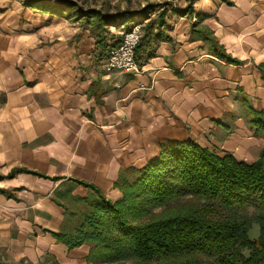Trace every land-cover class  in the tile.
<instances>
[{"label":"crops","instance_id":"1","mask_svg":"<svg viewBox=\"0 0 264 264\" xmlns=\"http://www.w3.org/2000/svg\"><path fill=\"white\" fill-rule=\"evenodd\" d=\"M144 2L168 12L139 51V74L106 69L126 26L99 38L88 24L55 26L54 15L18 33L0 23L4 263L90 264L92 245L70 250L56 238L66 220L61 198L93 186L120 200L121 173L144 168L170 143L258 159L264 139L249 121L264 109V0H194L192 12L191 0Z\"/></svg>","mask_w":264,"mask_h":264},{"label":"trees","instance_id":"2","mask_svg":"<svg viewBox=\"0 0 264 264\" xmlns=\"http://www.w3.org/2000/svg\"><path fill=\"white\" fill-rule=\"evenodd\" d=\"M47 4L58 5L59 15L75 7L65 0H47L41 7L46 12ZM39 5L27 3L32 8ZM156 7L148 5L141 13L148 15ZM166 14L164 10L160 15L163 23ZM83 17L95 21L99 38L108 27L136 23L130 11L105 15L92 10ZM151 26L137 56L151 38ZM207 41L216 54L226 57L209 33ZM249 123L264 139V109L253 110ZM116 186L123 193L116 202L87 186L92 193L77 198L83 206L77 213L58 201L66 209V220L56 238L70 250L92 245V264H264V147L258 159L248 163L193 140L170 143L144 168L122 172ZM72 192L66 196L74 198ZM148 206L162 212L138 222L152 215ZM254 224L260 234L251 239Z\"/></svg>","mask_w":264,"mask_h":264},{"label":"rangeland","instance_id":"3","mask_svg":"<svg viewBox=\"0 0 264 264\" xmlns=\"http://www.w3.org/2000/svg\"><path fill=\"white\" fill-rule=\"evenodd\" d=\"M37 2L39 7H28V2ZM47 0H0V23H8L12 26L13 30L18 33L21 32L23 28H30L31 30H34L35 28H38L43 23L46 25L50 24L51 16L54 15L57 19L55 20V26H59L60 24H65L67 26H71L72 24H75L78 22L80 25L88 24L93 26L94 22L92 19H89L87 17H83L87 15V12H90L92 10L101 11L105 15H115L120 14L124 11H130L136 22L140 23L143 26V36L145 35V32L147 31L148 26L152 23V26L150 28V33L154 34V29L161 28L162 24L164 23L160 19V15L164 10L168 12V9L163 8L162 5H157L155 3H149L146 4L144 0H65L68 2H71L75 4V7L73 9H66L62 11V15H59L57 12L61 11L58 5H46L44 6L45 9H48V11H44L41 9L42 3H45ZM148 5H157L153 11H150L148 15H144L141 12L148 6ZM192 2L187 6L186 11L192 12L193 10ZM54 12L55 14H52ZM166 16V15H165ZM64 20H67L64 21ZM165 22V21H164ZM129 26V25H128ZM123 28V26H121ZM109 28V27H108ZM127 29V26L126 28ZM123 29V31L125 30ZM70 190V189H69ZM68 190V191H69ZM92 191V190H91ZM90 192L88 195H84V197L89 196L92 192ZM67 192V191H66ZM79 194V192H78ZM74 196V195H73ZM77 198H81L77 195L74 198L72 196H63L61 198V201L66 205V207L70 210V212H79L80 209H82V204L77 202ZM143 203V201H142ZM142 206H145L142 204ZM147 210H150L152 215H150L147 218H142L138 222H143L148 219H150L153 215L160 214L162 212V209L160 208H152L150 206L145 207ZM74 222H76V219H74ZM260 234V227L257 224H254L251 231H250V238L256 239ZM89 263L90 258L88 259ZM0 263H4L0 259ZM133 262L127 261V262H117L112 264H132ZM6 264V263H4ZM100 264H106L101 263ZM108 264V263H107Z\"/></svg>","mask_w":264,"mask_h":264},{"label":"built area","instance_id":"4","mask_svg":"<svg viewBox=\"0 0 264 264\" xmlns=\"http://www.w3.org/2000/svg\"><path fill=\"white\" fill-rule=\"evenodd\" d=\"M143 36V26L134 23L122 32L120 42L113 46L106 58L108 71H121L127 74H139L141 68L136 54Z\"/></svg>","mask_w":264,"mask_h":264}]
</instances>
